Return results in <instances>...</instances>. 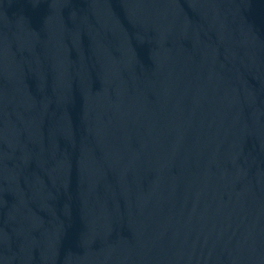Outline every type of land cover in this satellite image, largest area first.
<instances>
[{"label": "water", "instance_id": "1", "mask_svg": "<svg viewBox=\"0 0 264 264\" xmlns=\"http://www.w3.org/2000/svg\"><path fill=\"white\" fill-rule=\"evenodd\" d=\"M0 264H264V0H0Z\"/></svg>", "mask_w": 264, "mask_h": 264}]
</instances>
